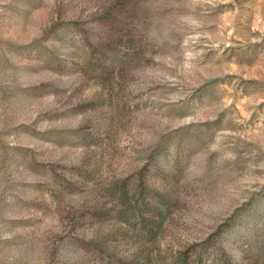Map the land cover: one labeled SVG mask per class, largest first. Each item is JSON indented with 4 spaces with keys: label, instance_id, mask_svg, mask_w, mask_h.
<instances>
[{
    "label": "rangeland",
    "instance_id": "obj_1",
    "mask_svg": "<svg viewBox=\"0 0 264 264\" xmlns=\"http://www.w3.org/2000/svg\"><path fill=\"white\" fill-rule=\"evenodd\" d=\"M0 264H264V0H0Z\"/></svg>",
    "mask_w": 264,
    "mask_h": 264
}]
</instances>
